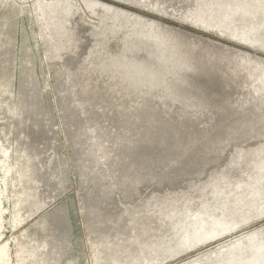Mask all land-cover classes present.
<instances>
[{
    "label": "rangeland",
    "instance_id": "obj_1",
    "mask_svg": "<svg viewBox=\"0 0 264 264\" xmlns=\"http://www.w3.org/2000/svg\"><path fill=\"white\" fill-rule=\"evenodd\" d=\"M51 1L0 0V264H264V0Z\"/></svg>",
    "mask_w": 264,
    "mask_h": 264
},
{
    "label": "bare ground",
    "instance_id": "obj_2",
    "mask_svg": "<svg viewBox=\"0 0 264 264\" xmlns=\"http://www.w3.org/2000/svg\"><path fill=\"white\" fill-rule=\"evenodd\" d=\"M54 1V0H53ZM100 1V0H99ZM103 1V0H102ZM104 1H107L109 4H112V5H114V6H119L118 8H120V9H122V11L123 10H125V11H127V12H130V13H137V15H139V16H142L143 15V18L142 17H140V18H142V19H144V15H146V16H150V17H153V18H155L156 20H168L169 22H171V23H173V24H175V25H177V26H183V27H186V28H189L190 30H192V31H196V30H198L197 28H196V26L195 27H193V26H191V25H188V24H181V23H177V22H182L183 21V19L185 18V17H183L181 14L179 15V16H177V15H174V14H172L171 12H169V11H167V10H159V11H157L156 10V8H154V7H152V6H149L150 8H154V9H149V7L145 10V9H142V7H145V5H142L141 6V4L139 5V4H137V3H134V2H129V1H127V0H104ZM241 1V0H240ZM249 0H245L244 1V3L246 4L247 2H248ZM50 3V2H49ZM51 3H53L52 1H51ZM236 3V2H235ZM243 3V2H242ZM239 4V3H238ZM247 5H248V3H247ZM234 7H236L235 5H234ZM239 7V6H238ZM69 8H70V4H68L67 3V0H61V1H57V3L55 2V3H53L52 5H49V4H47V5H45L42 9H43V13L42 14H46L48 17H51V14H52V17H51V22H53V23H51V26L54 28V26H58V27H61L62 28V25L60 26V21H61V19L62 18H65L66 17V12L69 10ZM233 9V8H232ZM236 9V8H235ZM239 9V8H238ZM240 9H241V7H240ZM246 9H247V7H246ZM242 10V9H241ZM124 11V12H125ZM246 11V10H245ZM7 12V11H6ZM45 14L43 15V16H45ZM134 15V14H133ZM46 18V17H45ZM130 18H131V16H130ZM136 18H138V16L136 17ZM139 18V19H140ZM11 19V18H10ZM147 21H149V20H147ZM189 22L190 23H192V24H194V25H199V23L200 22H198V20H189ZM183 23V22H182ZM11 24V23H10ZM185 25H188V26H185ZM7 27V26H6ZM83 30V29H82ZM77 31H79V29H78V27L77 28H75V26L74 25H72L71 27H69L68 28V30H66V34L65 35H67L68 34V36L70 37V36H73L72 35V33H75V32H77ZM176 31V30H175ZM3 32V31H2ZM10 33H12V32H10ZM80 37V36H79ZM182 37V36H181ZM187 37V36H186ZM67 39H69V38H67ZM194 39V38H193ZM170 68V67H169ZM171 70V69H170ZM145 84V83H144ZM169 174H172V175H175V174H173L172 172H170ZM168 175V174H167ZM139 185H142V182H139L138 183V187H139ZM264 225V224H263ZM260 226H262V225H260ZM229 227H232V226H229ZM257 227H259V226H256V227H253V228H251V229H249V230H253V229H256ZM264 227V226H263ZM229 232H227V233H225V234H223L222 233V235L220 236V235H218L216 238H214V239H212V241L210 240L209 242H206V244H211V243H215V242H217V247H214V248H209V249H207V250H204V251H202V252H205V251H208V250H210V249H217V248H226V247H233V246H236V244H233V245H228V244H230L231 243V241L233 240V238H235V237H238V236H241V235H245V234H247L249 231H243V232H241L240 233V231H239V229L237 228L235 231H230V230H228ZM239 231V232H238ZM230 238V239H228V241H226V242H223V241H221V240H223V239H225V238ZM247 240H249V239H247ZM219 241V242H218ZM206 244H204V245H206ZM241 244H243V249H245L246 247H249V245H250V243L249 244H247L246 243V241H243ZM203 245V244H202ZM228 245V246H227ZM200 247H202V246H200ZM262 249V248H261ZM195 250V249H194ZM193 250V251H194ZM197 250V249H196ZM189 251H192V250H189ZM186 252H188V251H186ZM202 252H200L199 254H195V255H192V256H190L189 258H191V257H196V256H198V255H200V254H202ZM255 255V254H254ZM178 257V256H177ZM207 257H209V256H207ZM206 257V258H207ZM176 258V257H175ZM175 258H173V259H175ZM173 259H171V260H173ZM188 259V258H187ZM187 259L186 260H182V261H187ZM254 259H257V258H254ZM260 259V258H259ZM170 260V261H171ZM169 261H167L166 263H168ZM165 263V264H166ZM179 264V263H178Z\"/></svg>",
    "mask_w": 264,
    "mask_h": 264
},
{
    "label": "water",
    "instance_id": "obj_3",
    "mask_svg": "<svg viewBox=\"0 0 264 264\" xmlns=\"http://www.w3.org/2000/svg\"><path fill=\"white\" fill-rule=\"evenodd\" d=\"M228 239H230V238H226V239H223V240H221V241H223V242H226ZM219 242V241H218ZM214 246H216L217 247V242H215L214 244H212V245H210L207 249H209V248H212V247H214ZM202 251H204V250H202ZM201 251V252H202ZM200 252H196V255L197 254H199ZM179 262H175L174 264H178Z\"/></svg>",
    "mask_w": 264,
    "mask_h": 264
}]
</instances>
